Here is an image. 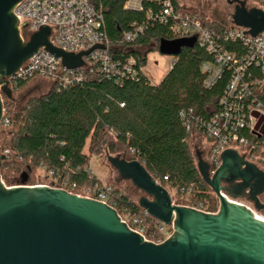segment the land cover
<instances>
[{"label":"trees","instance_id":"trees-1","mask_svg":"<svg viewBox=\"0 0 264 264\" xmlns=\"http://www.w3.org/2000/svg\"><path fill=\"white\" fill-rule=\"evenodd\" d=\"M90 1L103 15L105 34L115 48L112 59L121 63L134 59L136 80L124 78L116 83L100 73L87 71L80 83L66 88L53 85L51 91L29 100L17 112L12 109V101L4 99L0 148L8 150V154L1 163V175L6 179L13 170L20 175L26 172L29 179L35 169H41L58 177V182H65L66 190L93 188L99 182L88 169L89 157L101 151L105 143L109 154L119 148L130 152V160L138 161L159 185L188 201L175 205L216 212L217 199L198 174L189 149L190 134L180 115L207 119L217 109L229 75L224 73L210 89L203 87L200 66L210 56L193 38L172 34L167 26L158 23L159 4L142 1L141 10L135 11L123 9L127 0ZM173 3L179 8L175 0ZM252 3L264 10V0ZM208 26L224 29L220 24ZM137 27H142L143 32L130 42L124 41V35ZM150 42L155 43L154 51L175 60L157 85H152L141 72L152 51L143 56L138 48ZM27 83H18L13 92ZM87 141L89 149L85 152ZM108 185L117 212L124 210L123 213L136 217L149 235L159 223L115 185Z\"/></svg>","mask_w":264,"mask_h":264},{"label":"water","instance_id":"water-1","mask_svg":"<svg viewBox=\"0 0 264 264\" xmlns=\"http://www.w3.org/2000/svg\"><path fill=\"white\" fill-rule=\"evenodd\" d=\"M20 1L0 0V96L8 101L13 100V92L6 78L39 48L60 59L68 70L82 68L83 57L103 49L63 52L51 46L46 27L22 42L18 18L12 13ZM227 4L233 6L229 25L245 29L251 37L264 31L262 8L248 7L244 0H227ZM1 118L0 99V122ZM4 159L0 155V166ZM220 160L210 174V167L197 155L198 174L219 204L216 213H204L174 205L168 191L138 161L106 156L119 178L143 194L137 206L172 227V234L159 245L144 241L115 210L98 201L52 185L29 186L26 172L10 187L0 176V264H264V223L249 209L227 200L244 198L264 213L259 199L264 194V173L233 150L224 151Z\"/></svg>","mask_w":264,"mask_h":264},{"label":"built area","instance_id":"built-area-1","mask_svg":"<svg viewBox=\"0 0 264 264\" xmlns=\"http://www.w3.org/2000/svg\"><path fill=\"white\" fill-rule=\"evenodd\" d=\"M142 1L159 4L160 12L156 15L158 23L167 26L172 34L193 38L198 47L210 56V60L200 66L205 89L212 88L224 73L229 75L223 94L218 99L217 109L207 119L194 116L187 119L185 113L180 115L190 136L197 134L204 139V160L210 167V174L220 166V156L226 150L237 152L264 173V31L251 37L245 29L231 25L224 26L222 31L215 30L196 13L175 8L173 0H127L123 9L139 11ZM12 13L14 18H18V33L22 42H27L33 33L46 27L50 30L48 41L51 46L63 52L78 54L95 46L103 47L83 57L84 66L73 70L64 68L60 59L39 48L12 76L6 78L12 92L18 83L36 79H44L59 88H66L80 83L83 73L87 71L100 73L104 78L114 79L116 83L124 78L136 80L134 59L122 63L112 59L111 52L115 48H112L105 34L103 15L100 8L90 0H22ZM142 32L143 28L137 27L124 35V41L130 42ZM174 63L172 58L169 68ZM0 99L1 125L5 114V98L0 96ZM7 154L8 150L0 148V155L6 158ZM44 178L47 180L34 186L52 185L53 188L107 205L116 211L129 230L142 236L146 242L159 245L172 234V227L157 221L159 224L146 235L140 220L123 213L124 210L117 212L110 185L95 184L93 188H86L81 195L74 189L66 190V183L58 182V177L50 172L45 173ZM227 200L249 209L255 219L264 223V215L257 212L246 199ZM189 208L208 213L201 207Z\"/></svg>","mask_w":264,"mask_h":264},{"label":"rangeland","instance_id":"rangeland-1","mask_svg":"<svg viewBox=\"0 0 264 264\" xmlns=\"http://www.w3.org/2000/svg\"><path fill=\"white\" fill-rule=\"evenodd\" d=\"M178 7L183 10L190 11L196 13L200 17H202L205 21H208L209 24H220V21H227L225 17V12L232 11V8H229V5L226 3V0H175ZM243 1V0H241ZM246 1V6L253 7L255 6L252 3V0H244ZM256 7V6H255ZM154 42H150L149 44L138 48L139 52L145 56L147 55V63L143 68L144 75L148 78L149 82L152 85H157L164 74L168 72L169 64L172 61L171 56H165L160 54L158 51H154ZM53 88V84L44 79H36L29 83H27L23 88L19 91H16L13 94L12 100V109L17 112L25 103H27L31 99L39 98ZM197 134H193L189 137V149L190 152L196 161L197 155L203 158L205 154V141H200L199 138H196ZM105 143L103 144L102 150L98 151V153L93 152L90 155V159L88 162V169L94 175L95 179L101 184H113L115 185L121 193L126 195L132 202L137 204V200L143 195L140 191L132 186V184L128 181H122L117 173L110 168L106 161V156H116L120 155L122 158L126 160L132 159L130 152L124 150L123 148H119V150L114 154H109L105 149ZM89 149V141H87L84 151L88 152ZM1 181L6 187L14 186L18 183L20 172L16 173L15 171H9L7 174V178L4 179L1 175ZM45 173L41 169H35L32 175H29V179L27 185L34 186L39 185L47 179L44 178ZM86 188L81 187L78 189V194L83 195ZM168 193L171 197L172 203L185 205L188 204L187 199H182L176 195V193L172 190H168ZM215 197V196H214ZM259 199L264 203V194L259 197ZM261 214L264 215L263 212ZM128 217V215H126ZM169 231V230H168Z\"/></svg>","mask_w":264,"mask_h":264},{"label":"flooded vegetation","instance_id":"flooded-vegetation-1","mask_svg":"<svg viewBox=\"0 0 264 264\" xmlns=\"http://www.w3.org/2000/svg\"><path fill=\"white\" fill-rule=\"evenodd\" d=\"M226 3H227V0H226ZM228 5H229V4H228ZM229 8H232V11L225 12V17H226L227 21H220V22H219L220 25H222V26H227V25H229L230 17H231V15H232V13H233V6H232V5H229Z\"/></svg>","mask_w":264,"mask_h":264},{"label":"crops","instance_id":"crops-1","mask_svg":"<svg viewBox=\"0 0 264 264\" xmlns=\"http://www.w3.org/2000/svg\"><path fill=\"white\" fill-rule=\"evenodd\" d=\"M170 70V68L168 69V71ZM142 73H143V69H142ZM144 74V73H143ZM166 74H164L163 76H162V78L165 76ZM145 76V75H144ZM146 77V76H145ZM147 78V77H146ZM162 78L160 79V81L162 80ZM148 79V78H147ZM159 81V82H160ZM196 138H199L200 139V141H202V140H204L200 135H197V137Z\"/></svg>","mask_w":264,"mask_h":264},{"label":"bare ground","instance_id":"bare-ground-1","mask_svg":"<svg viewBox=\"0 0 264 264\" xmlns=\"http://www.w3.org/2000/svg\"><path fill=\"white\" fill-rule=\"evenodd\" d=\"M261 220L263 219V218H260ZM264 220V219H263Z\"/></svg>","mask_w":264,"mask_h":264}]
</instances>
